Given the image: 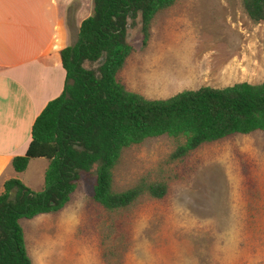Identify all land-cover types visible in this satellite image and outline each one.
Masks as SVG:
<instances>
[{
	"label": "rangeland",
	"instance_id": "374dc122",
	"mask_svg": "<svg viewBox=\"0 0 264 264\" xmlns=\"http://www.w3.org/2000/svg\"><path fill=\"white\" fill-rule=\"evenodd\" d=\"M126 41L118 78L146 100L264 81V21L250 22L240 0H178L154 16L144 45L138 22ZM176 144L162 136L121 154L115 191L141 178L167 191L119 212L91 203L94 173L80 172L61 211L20 222L30 264H264V136L229 137L171 162ZM46 166L34 159L16 180L39 192Z\"/></svg>",
	"mask_w": 264,
	"mask_h": 264
},
{
	"label": "trees",
	"instance_id": "16d2710c",
	"mask_svg": "<svg viewBox=\"0 0 264 264\" xmlns=\"http://www.w3.org/2000/svg\"><path fill=\"white\" fill-rule=\"evenodd\" d=\"M178 0H91V15L75 42L59 51L64 72L61 94L33 121L23 156L10 162L25 171L30 160L45 159L42 189L33 192L16 179L0 194V264H30L21 221L61 211L73 194L79 173H94L90 201L107 213L131 207L141 197L160 200L167 188L143 178L125 190L113 189L121 154L148 139L176 141L168 160L179 162L200 146L233 136H264V81L220 89L202 87L163 100H146L126 91L118 75L131 47L128 28L139 23L142 43L157 14ZM252 23L264 21V0H240ZM97 64L95 70L84 67Z\"/></svg>",
	"mask_w": 264,
	"mask_h": 264
},
{
	"label": "crops",
	"instance_id": "0c3cea01",
	"mask_svg": "<svg viewBox=\"0 0 264 264\" xmlns=\"http://www.w3.org/2000/svg\"><path fill=\"white\" fill-rule=\"evenodd\" d=\"M91 9V0H0V194L23 173L10 162L24 155L33 121L61 94L58 53L75 42Z\"/></svg>",
	"mask_w": 264,
	"mask_h": 264
}]
</instances>
